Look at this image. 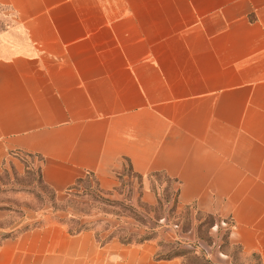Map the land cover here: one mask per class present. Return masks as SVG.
Here are the masks:
<instances>
[{
    "label": "crops",
    "instance_id": "0c3cea01",
    "mask_svg": "<svg viewBox=\"0 0 264 264\" xmlns=\"http://www.w3.org/2000/svg\"><path fill=\"white\" fill-rule=\"evenodd\" d=\"M0 5V174L38 158L59 195L88 173L111 190L131 168L149 206L163 175L190 213L185 240L196 213L233 222L223 249L202 241L209 264H264V0ZM177 235L101 242L52 222L0 240V264H182L159 257Z\"/></svg>",
    "mask_w": 264,
    "mask_h": 264
},
{
    "label": "rangeland",
    "instance_id": "374dc122",
    "mask_svg": "<svg viewBox=\"0 0 264 264\" xmlns=\"http://www.w3.org/2000/svg\"><path fill=\"white\" fill-rule=\"evenodd\" d=\"M11 22L9 10L0 5V29ZM24 165L20 172L0 174V240L52 222L63 224L68 231L93 230L101 242L118 238L123 243H139L151 239L158 231H175L178 235L174 242L160 241L159 257L176 254L181 255L182 264H209L181 236L194 226L190 213L177 211L176 192L167 177L159 174L152 177L158 198L154 206L142 203L141 199L138 204L133 203L132 197L142 193L143 180L131 168L119 175V183L111 190L101 187L95 175L88 173L74 188L53 200L42 182L39 159L30 158ZM195 217L198 239L211 241L212 220L198 213ZM162 218H166L164 224L160 222Z\"/></svg>",
    "mask_w": 264,
    "mask_h": 264
},
{
    "label": "built area",
    "instance_id": "2783aa9c",
    "mask_svg": "<svg viewBox=\"0 0 264 264\" xmlns=\"http://www.w3.org/2000/svg\"><path fill=\"white\" fill-rule=\"evenodd\" d=\"M166 221V218H162L160 220V222L162 224H164ZM232 226H233V222L229 219V218H219L217 219L214 224L212 225V229L216 230L217 234H218V238L221 239L222 241V244L224 242V237L226 234L230 233L231 229H232ZM175 227L176 228H179L180 226L175 224ZM180 229V228H179ZM202 241L203 240H199L197 239L196 241H192V242H188L189 246L191 248H193L197 253H201L203 254L207 259H209V249L208 247L204 246L202 244ZM222 244L219 245V244H216L214 243V238L211 239V241H209L207 243V245H209L210 247H215V246H218L219 249H221L222 247Z\"/></svg>",
    "mask_w": 264,
    "mask_h": 264
},
{
    "label": "trees",
    "instance_id": "16d2710c",
    "mask_svg": "<svg viewBox=\"0 0 264 264\" xmlns=\"http://www.w3.org/2000/svg\"><path fill=\"white\" fill-rule=\"evenodd\" d=\"M80 180H81V179H79V180L76 182V184H77ZM42 182L44 183L43 179H42ZM44 184H45V183H44ZM45 186H46V188L49 190V192L51 193V199L55 200V198H56V196H57L56 192H55L54 190H52L47 184H45ZM71 188H74V185H73ZM71 188H70V189H71ZM214 222H215V220L212 222L211 226L214 224ZM83 230H86V229H82V228H79V229H76V230H72V229H70L69 232H70L71 234H76V233H79V232H81V231H83ZM228 235H229V233L225 235V237H224V242H223V244H222L221 249H223V247H224V243H225V239H226V237H227ZM124 243H131V241H124ZM192 252H194V251H192ZM175 255H176V254H175ZM197 255L202 256L203 259H205V256H204V255L199 254V253H197ZM206 260H207V262L210 261L209 259H206Z\"/></svg>",
    "mask_w": 264,
    "mask_h": 264
}]
</instances>
